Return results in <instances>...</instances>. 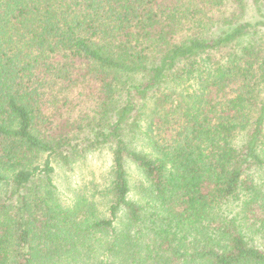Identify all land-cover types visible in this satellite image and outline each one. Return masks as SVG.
Segmentation results:
<instances>
[{"label": "trees", "instance_id": "1", "mask_svg": "<svg viewBox=\"0 0 264 264\" xmlns=\"http://www.w3.org/2000/svg\"><path fill=\"white\" fill-rule=\"evenodd\" d=\"M0 264H264V0H0Z\"/></svg>", "mask_w": 264, "mask_h": 264}, {"label": "rangeland", "instance_id": "2", "mask_svg": "<svg viewBox=\"0 0 264 264\" xmlns=\"http://www.w3.org/2000/svg\"><path fill=\"white\" fill-rule=\"evenodd\" d=\"M53 181L60 200L69 202L75 194L82 193L88 197L96 190L106 186L111 166V153L108 149L97 150L75 159L69 163L55 161ZM130 182L141 181L140 173L133 165L129 166ZM133 188V185H132ZM132 193L133 190H132ZM98 204L100 211L105 210V200L92 197Z\"/></svg>", "mask_w": 264, "mask_h": 264}]
</instances>
